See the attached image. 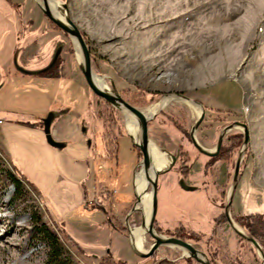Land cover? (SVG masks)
<instances>
[{
  "label": "rangeland",
  "instance_id": "1",
  "mask_svg": "<svg viewBox=\"0 0 264 264\" xmlns=\"http://www.w3.org/2000/svg\"><path fill=\"white\" fill-rule=\"evenodd\" d=\"M54 1L60 3V16L68 18L85 38L92 70L104 80L107 91L112 84L126 102L125 90L154 94L153 103L132 105L148 115L171 96L198 104L204 114L193 138L206 151H213L224 127L246 126L245 149L242 138L229 160L215 161L204 169L208 157L194 149L189 137L198 116L182 101H171L149 121V143L164 156L177 155L171 169L158 176L155 220L167 231L181 223L183 232L200 235L202 241L186 242L206 259L210 257L212 264H235L236 259L264 264L232 220L236 214L264 213V188L251 180L252 168L259 169L264 179V0ZM56 49L54 63L58 61L62 75L40 77ZM17 68L37 75L20 74ZM97 101L80 75L70 38L42 15L35 1L0 0V264H46L48 248L37 233L40 224L70 237L61 239L64 264H96L106 253L125 264H156L163 258L197 264L177 247L161 246L148 258L132 253L124 219L135 203L132 171L140 158L132 148L124 117L114 109L121 134L116 166L108 159L100 166L103 149ZM61 109H67L60 114L68 143L56 149L46 144L41 120ZM233 134L242 135L241 128L224 134L222 148ZM185 156L190 166L186 178H179L193 185L192 191L171 183ZM237 161L238 176L228 207L232 226L225 220L223 238L212 236L218 231L214 217L229 202ZM98 166L99 176L108 172L109 181L100 183L109 196L115 202L128 200L117 217L111 201L100 198L106 191L94 197ZM7 173L20 179L17 191ZM148 192L149 184L144 195ZM95 203L108 210V217L101 209H90ZM141 216L133 211L128 227H140ZM105 220L117 225L104 224ZM120 227H124L123 235ZM156 227L155 223L157 235L172 237ZM143 238L140 252L147 253L153 241L146 234ZM208 238L210 246L204 240Z\"/></svg>",
  "mask_w": 264,
  "mask_h": 264
},
{
  "label": "water",
  "instance_id": "2",
  "mask_svg": "<svg viewBox=\"0 0 264 264\" xmlns=\"http://www.w3.org/2000/svg\"><path fill=\"white\" fill-rule=\"evenodd\" d=\"M40 1L42 3V8L38 7V9L42 13V15L55 28H57L62 33L67 35L70 38L73 46L75 44L76 48L78 49L80 57H81V64L79 65V72H80V75L84 81L86 88L91 93V95L95 99L102 101L104 103H107L111 108H113L115 110H118V108L125 109L126 111H128V112L134 114L136 117H138V119L140 121L138 142L137 143L133 142V146L138 150V152L140 154V161L136 164L135 168L132 171V195H133V198L135 199V203L132 206V208L129 210L128 214L126 215V217L124 219V225H125V229H126V233H127V241H128V244H129V247H130L132 253L139 258H148V257L152 256L154 254V252L159 247L170 246V247H177V248L182 249L187 254V256L190 259H192L194 262H196L197 264H209L205 255L203 253L199 252L198 250H196L189 243L182 241L180 239L174 238V237H163V236L157 235L153 230V222H154L155 212H156L157 179H158V176L160 174H162L165 171H168L173 166V164L177 158V155L168 154L170 161H169L166 169H163L162 171H159L156 169L151 170V172L153 174V180L150 184V194H151L150 218H149V222L147 225V229L145 231H143V233L148 235L153 242H152V245L149 248L147 253H141L138 249H136V247L134 245V240H133L132 235H131V229L127 225V220H128V216L133 211L136 210L135 206L139 203L138 196H137L135 189H134V186H133V176H134L135 172L141 166L151 168V161H150L149 152H148V146H149L148 123L151 119L147 120L142 115V113L139 111V109L128 104L125 100H123L120 97V95L114 91V86L112 84L110 85L111 91L103 90V89H100L98 86H96V84L94 83V80H93L94 76H96V75L94 74V72L92 70V63H91V57H90L89 49H88L87 45L85 44L80 32L77 30V28L73 25V23L68 18L61 16V18H62V21H61V20L57 19L56 17H54L50 13L48 8L46 7V1L47 0H40ZM62 8L65 10V8H66L65 5H62ZM58 53H59V49H56L54 51L52 57H51L50 65L54 63L56 57L58 56ZM17 69H19L21 72L24 73V71L22 69H20V68H17ZM33 74H35V73H33ZM176 98L182 99L185 101H190L189 99L182 97V96H178ZM190 102L197 105L200 108V113L198 115V118L195 121L193 127H191V129L189 131V137H190L191 145L194 147V149L198 153H200L203 156L208 157V158L216 156L219 152L220 147H221V142H222V138H223L224 134L234 127L241 128L242 135H243L242 150L245 149L244 147L248 143V135H247L246 126L243 123H233L232 125H228V126L224 127L223 130L221 131V133L219 134V136L217 137L216 144H215L213 151H206L205 149L198 146V144L194 141L193 134H194L195 130L197 129L198 125L200 124V122L203 118L204 112L198 104L194 103L193 101H190ZM56 117H57V114L55 112H53V113L50 112L48 115L45 116L44 119L41 120V123L43 126V134H44L46 144L52 148L61 149L65 146L64 143L54 141L52 139L51 133H50V126ZM238 166H239V163L237 161L235 166H234L232 179H231L232 184H233L232 188L235 185L236 180H237ZM178 184L183 191L194 190L193 187L185 185L183 183L182 179H180L178 181ZM229 205H230V201L227 203V205L223 211H224V215H225L227 224L232 226V222L230 221V219L228 217ZM141 226H142V222L140 224V227ZM244 239L246 241H248L252 245V247H254V249L257 251L258 255H260V258L264 260V255L259 250L257 244L251 239H247L245 237H244Z\"/></svg>",
  "mask_w": 264,
  "mask_h": 264
},
{
  "label": "trees",
  "instance_id": "3",
  "mask_svg": "<svg viewBox=\"0 0 264 264\" xmlns=\"http://www.w3.org/2000/svg\"><path fill=\"white\" fill-rule=\"evenodd\" d=\"M57 62L58 61H56L53 65L51 64L43 72H41L40 77L46 78V79L59 78L60 72L58 71ZM123 95L126 97L127 102L134 106H144V105L153 103V97L155 96L154 94L152 95L146 92L145 90H140V89H137L134 92L125 90L123 92ZM97 102L99 104V111H98L99 117L98 118H99V122L101 125V141H102L101 144H102L103 154L106 156V158L109 161H113L114 165L116 166L117 139H118V136H120L121 134L119 131L120 129L116 126L115 111L107 103H104L99 100ZM217 112L222 113L221 111H217ZM227 114L230 115L229 113ZM170 121L172 122L174 127L181 129L174 121L172 120ZM184 134L188 135L185 131H184ZM242 138H243V135L241 134H233L232 136H230V138L228 139L229 141L228 146L225 148L220 147L219 152L216 156L208 158L206 163L204 164V169H207L215 161L222 162V161L229 160L230 154L233 152L234 149H236L241 144ZM132 148L133 150L138 151L134 146H132ZM138 153H137V156L138 158H140V154ZM189 166L190 165L188 164L186 160V156L183 157L181 159V165H179V171H178V175L180 178L182 179L186 178ZM7 179L10 185L13 187V189L17 191V189L20 186V179L16 178L15 175L11 173H7ZM100 198L109 200L110 198L109 192L107 191L104 192L100 196ZM94 208L101 209L104 212L105 216L108 217V210L102 207V205H98L97 203H95L90 209H94ZM225 220L226 218L223 213L215 217V224L218 228L217 236L221 235L220 230L223 227L222 225L225 222ZM232 220L239 228L243 230L247 239H251L255 241L256 243H258V245L261 248V251L264 252V213H261V214L252 213L248 215L236 214V215H232ZM155 223H156V220L154 219L153 225ZM104 224H111L113 226L117 225L116 222L110 223L109 220H105ZM40 228L41 229H37V233L46 242L47 248H48L46 264H64L65 259H62L61 257L62 252H63L61 244L63 242L62 240L68 241L70 240V237L67 234H65L64 231H61L60 229L58 231L51 230L47 228L46 225L44 224H40ZM123 231H124V227L118 228V232L121 235H123ZM157 232L159 233V231ZM164 232L170 233L172 237L180 239L182 241H192V240L193 242L202 241L201 236L196 233L183 232V227L180 224L174 227L171 231H164ZM205 242L207 243L208 240H205ZM208 258H209V261L211 262L212 261L211 258L210 257ZM96 264H125V263L118 261V260H114L111 255L106 253V255L100 257V259L98 260ZM156 264H177V263L163 258L157 261ZM235 264H243V263L239 259H236Z\"/></svg>",
  "mask_w": 264,
  "mask_h": 264
},
{
  "label": "bare ground",
  "instance_id": "4",
  "mask_svg": "<svg viewBox=\"0 0 264 264\" xmlns=\"http://www.w3.org/2000/svg\"><path fill=\"white\" fill-rule=\"evenodd\" d=\"M34 1L38 7L42 8V3L40 0H34ZM59 4L60 3H58L57 1H54V0H47L46 1V7L50 11V13L54 17H56L57 19L62 21V18L59 14V11H58ZM74 47L76 49L77 60H78V63L80 65L81 64V57H80L79 51L76 48L75 44H74ZM93 80H94V83L96 84V86H98L100 89H103V90L107 89L106 84L102 78H100L98 76H94ZM171 101H182L196 117L200 113V108L197 105L191 103L190 101L177 99L174 96H171L169 98L162 100L158 105L151 108L149 111V115L146 114L144 111H141L140 109H139V111L142 113V115L147 120H150L159 111L165 109L166 106ZM118 111L124 117L125 128H126L125 130L127 131V135L131 138V140L134 143H137L138 138H139V124H140L138 117H136L134 114L126 111L123 108H118ZM148 152H149V157H150V161H151V168L141 166V169L139 168L133 176V186H134L135 192H136L138 199H139V203L135 206V209L141 212L142 226L141 227H135V228L131 229V235H132V238L134 240V245H135L136 249H138L139 251H142V248L144 246L145 239L143 238V236H144L143 231H145L147 229V225H148L149 218H150L151 194H150V192H148L149 195H144V194L148 188V184L150 185L152 180H153V174H152L151 170L156 169V170L161 171L163 169H166V167L170 161L168 156H164L151 143H149ZM146 212H147V217H146ZM145 220H146V222H145Z\"/></svg>",
  "mask_w": 264,
  "mask_h": 264
},
{
  "label": "crops",
  "instance_id": "5",
  "mask_svg": "<svg viewBox=\"0 0 264 264\" xmlns=\"http://www.w3.org/2000/svg\"><path fill=\"white\" fill-rule=\"evenodd\" d=\"M20 74H26V75H37V74H33V72H20ZM62 75V73L60 74ZM74 82H76L77 86L80 84L79 81H77L75 78H74ZM67 112V109H61V110H56L55 113L57 114V117L53 120L51 126H50V133H51V137L54 141L56 142H61V143H64V145H66L68 142V140H66L67 138H65L66 136V130H65V125L63 126L61 124V122L64 121V117L63 115H61L60 113L61 112ZM60 114V115H59ZM44 115H42L43 117ZM45 117V116H44ZM43 117V118H44ZM81 120V119H80ZM79 119L77 121H80ZM81 123V122H80ZM83 124V123H82ZM74 131V130H73ZM171 155V154H170ZM101 165L100 166H104L105 164L108 163V160L106 158V156L104 154L100 155V162H99ZM100 166H98L99 168H96L95 170V175H94V180L95 182L93 183L94 184V187H96V195H94V197H98L100 195V193H103L104 191H108V188L104 186L103 183H100V180H104L103 182H107L109 181V176H108V172L106 171V174L103 175L101 174V176H99V173H100ZM171 169V168H170ZM169 169V170H170ZM251 180H252V183L253 185H256V186H259L261 188H264V179L261 177V175H263L262 173H260V170L259 169H251ZM180 180L178 174H174V177L172 178L171 180V183H174V181L178 182ZM162 183V182H161ZM183 183L187 186H191L193 187V185H189L187 184L185 181H183ZM160 185V183H159ZM163 185V183H162ZM164 186L166 187L167 184H164ZM234 189H235V186H233L232 188V191H231V196H230V204L232 202V198H233V194H234ZM95 197V198H96ZM99 198V197H98ZM109 200L111 201V209H112V212H113V216L114 217H117L119 215V213L121 211H123L124 207H126L127 203H128V200H124L122 202H115V199L113 197H110ZM100 202H103L101 199H100ZM102 204V203H101ZM238 213V212H237ZM156 224H157V227L162 230V231H167L166 229L160 227V222L157 220L156 221ZM181 224V223H179ZM174 228V227H173ZM172 228V229H173ZM171 229V230H172ZM224 230V229H223ZM224 232V231H223ZM223 238V234H222V237ZM221 241V240H220ZM174 260V259H173Z\"/></svg>",
  "mask_w": 264,
  "mask_h": 264
},
{
  "label": "flooded vegetation",
  "instance_id": "6",
  "mask_svg": "<svg viewBox=\"0 0 264 264\" xmlns=\"http://www.w3.org/2000/svg\"><path fill=\"white\" fill-rule=\"evenodd\" d=\"M219 214H221V213H218L217 215H219ZM223 214H224V211H223ZM217 215H216V216H217ZM216 216H215V217H216ZM215 217H214V220H215ZM154 219H155V218H154ZM214 229H215V231H216V229L218 230L216 224H215V228H214ZM223 229H224V228L222 227L221 230H220L221 235H222ZM193 233H194V232H193ZM217 234H218V231H216L215 233H213L212 236H213V235H217ZM221 235H220V237H221ZM212 236H211L210 238H212ZM210 238H208V239H204V240H208V242L206 243L208 246H210V244H211V242H212V241L210 240ZM185 242H186V241H185ZM254 242H255V241H254ZM236 243H237V242H236ZM255 243H256V242H255ZM257 246H258V243H257ZM253 248H254V247H253ZM258 248H259V247H258ZM167 260H168V259H167ZM169 261H172V260H169ZM207 261L209 262V264H212V261L210 262V261H209V258L207 259ZM234 262H235V261H234Z\"/></svg>",
  "mask_w": 264,
  "mask_h": 264
},
{
  "label": "built area",
  "instance_id": "7",
  "mask_svg": "<svg viewBox=\"0 0 264 264\" xmlns=\"http://www.w3.org/2000/svg\"><path fill=\"white\" fill-rule=\"evenodd\" d=\"M2 124V119H0V125Z\"/></svg>",
  "mask_w": 264,
  "mask_h": 264
}]
</instances>
